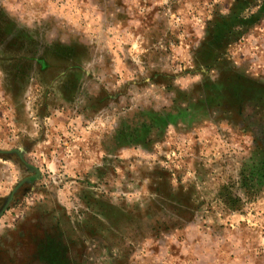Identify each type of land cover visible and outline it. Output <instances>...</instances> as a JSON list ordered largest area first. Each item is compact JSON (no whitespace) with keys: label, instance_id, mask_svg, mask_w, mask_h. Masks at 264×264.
<instances>
[{"label":"rangeland","instance_id":"obj_1","mask_svg":"<svg viewBox=\"0 0 264 264\" xmlns=\"http://www.w3.org/2000/svg\"><path fill=\"white\" fill-rule=\"evenodd\" d=\"M0 264H264V0H0Z\"/></svg>","mask_w":264,"mask_h":264}]
</instances>
